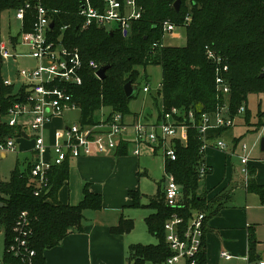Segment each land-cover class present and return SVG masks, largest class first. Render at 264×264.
<instances>
[{"label": "trees", "instance_id": "trees-1", "mask_svg": "<svg viewBox=\"0 0 264 264\" xmlns=\"http://www.w3.org/2000/svg\"><path fill=\"white\" fill-rule=\"evenodd\" d=\"M26 0H0V42L1 18L5 11L14 12ZM176 0H139L142 15L134 19L125 34L120 28L91 26L83 28V19L79 15L81 0H42V4L56 10L53 19L56 29L63 30L68 46L77 47L84 60L83 81L69 88L73 100L80 107V123L95 124L99 120L95 114L102 108L110 113L129 114L130 103L137 93L127 97L124 86L127 82L139 85L141 72L138 68L159 65L162 68L161 86L154 102L158 114L173 107L189 114L193 111L199 122L202 113L216 110L224 96L216 87V67L207 57V48L220 56L228 66L225 73L230 87L228 101L230 112L237 115L241 106L246 111L241 116L249 127L258 131L264 125V112L261 102L258 104L256 122H252V113L248 109L251 94H264V2L261 0H181L179 11L174 8ZM187 15L190 22L185 26L187 41L184 46L162 45L163 24L169 20L182 25ZM31 20L26 18V29H30ZM14 39L16 37H13ZM158 43L157 47H153ZM91 60L101 67L109 66L106 78L100 80L89 65ZM3 59L0 55V141L8 137L22 135L20 126H10L6 121L8 109L17 100L13 87L6 86L1 74ZM160 102V103H159ZM240 117V118H241ZM180 123L189 122V118H178ZM228 129L215 128L208 132L210 141L221 137ZM201 134L196 128L188 130V140L182 143L174 139L171 146L175 149L176 160H169L166 171L175 177L181 187L179 206L167 205L165 192L149 197L147 205L142 203L139 191L131 192L134 207H149L155 212L146 218L149 232L158 240L156 244H134L130 246V260L133 264L147 262L164 263L173 254L166 240L165 223L172 214L177 213L188 223L195 212H203L205 220L218 214L229 196L215 204L216 199L208 200L200 191V167L204 164ZM117 155H127L129 144H121ZM35 160H27L24 169L19 164L11 172L9 181L0 179V229L4 234L5 261L7 264L19 260L7 253V245L13 237L14 224L22 211H27L32 222L30 245L36 250V263L45 264L44 251L59 244L72 230L82 229L84 211L100 209L101 194L84 188V197L77 206L58 202L57 193L69 177V159L54 165L47 172V187L41 194L35 195L36 182L31 170ZM209 169L207 170V172ZM254 170L250 168L251 175ZM248 191L256 193L264 205V184L260 185L250 178ZM52 199V202L50 201ZM134 220H123L119 230L131 231ZM206 263L204 249L200 253L199 264Z\"/></svg>", "mask_w": 264, "mask_h": 264}, {"label": "built area", "instance_id": "built-area-1", "mask_svg": "<svg viewBox=\"0 0 264 264\" xmlns=\"http://www.w3.org/2000/svg\"><path fill=\"white\" fill-rule=\"evenodd\" d=\"M56 12L45 7L42 0H26L14 11V18L20 29L16 35V42L28 52L18 51L14 46V36L2 37L0 42V55L7 70H11L7 65L9 60L17 61L21 57H31L36 61L35 67L18 68L9 72L8 77L3 78L6 86L17 88L21 85L17 100L8 109L6 120L10 126H20L22 132L28 131L31 138H35L33 148L35 164L31 170L33 180L36 182L35 195L38 196L47 187L46 174L52 166L62 164L67 159L115 152L121 141L125 140L123 136L129 129L134 131V137L131 139L135 145L134 154H141L142 144H149L153 152L157 146H160L163 148L166 163L169 160H176L175 149L167 143L168 137L175 136L178 130L187 132L190 128H196L201 134L203 152L209 147L228 152L227 142L218 137L214 144H211L208 132L215 128L234 127L238 118L246 111V107L241 106L237 115L231 114L228 101L230 87L225 77L228 66L210 48H207V57L215 64L217 91L224 96V99L214 112L202 113L199 122L196 121L193 111L187 114L177 107L164 111L161 106L162 117L156 122H146L140 118L134 123H128L124 114L115 112L95 124L80 122L69 124L56 134L55 142H49L46 139V127L52 120L63 117L67 111L80 110L69 88L82 83L84 68L80 50L68 46L64 40L63 30L66 27L61 30L55 28L53 16ZM78 13L83 19V28L96 26L110 29L113 28V23H116L115 27L127 34L131 21L141 17L142 6L139 0H81ZM27 17L31 20V27L28 30ZM190 20V16L187 15L185 22L180 26L169 20L165 21L164 36L166 34H171L173 38L178 36L175 34L176 30L185 27ZM52 21H54L53 27H51ZM157 46L158 43L153 45V47ZM89 65L95 70V75L101 68L94 60H91ZM149 89L148 86L144 87V91ZM181 117L189 118V122L180 123L178 118ZM242 149L244 154L240 155V159L243 172L248 176L251 151L249 152L245 145ZM16 150V137H8L0 141V155ZM207 170L205 164L200 167L202 177L207 174ZM164 182L166 203L170 207L177 208L181 187L173 174L166 169ZM185 222L182 216L174 213L165 223L166 240L173 252L166 259L165 264H199L200 253L204 247L205 214L196 212L188 223ZM13 231V237L7 245V253L19 260L17 264H37L36 250L30 245L32 222L27 211L19 214ZM222 255L226 258L231 257L227 252H222ZM0 264L7 262L0 259Z\"/></svg>", "mask_w": 264, "mask_h": 264}, {"label": "crops", "instance_id": "crops-1", "mask_svg": "<svg viewBox=\"0 0 264 264\" xmlns=\"http://www.w3.org/2000/svg\"><path fill=\"white\" fill-rule=\"evenodd\" d=\"M261 1L264 2V0ZM10 36L16 37V35ZM16 38H13L14 46L19 49L23 46L17 44ZM4 67L7 68L5 64ZM12 71V69L7 70L8 73ZM146 86L150 89L144 91L143 88L146 93L143 108L138 112L130 110L131 112L125 115L126 122L134 123L140 118L146 122L157 121V118L154 120L151 118L156 117V113H153L155 112L154 96L157 95L161 82L157 90L152 89L147 83ZM19 90L13 87V94L17 96ZM109 113L97 120L106 119ZM64 116L54 118L46 127V139L49 142H55L56 134L69 125ZM239 119L243 121L242 118ZM232 129L233 127L226 130L221 138L225 139L228 135L232 139ZM123 137L125 140H122L121 144L125 142L129 144L127 155H117V149L108 154L69 159V177L57 193L58 202L64 205H79L84 197L85 185L88 184L92 192L102 195V207L85 210L82 229L69 231L59 244L46 249L45 264H133L130 260V246L153 242L148 236L152 234L145 220L155 211L147 206L134 207L130 193L139 191L142 195V203L145 205L149 203L144 200L148 196L141 191V176L146 175L148 170L141 169L140 157L145 151H151L154 156L162 147L157 146L153 152L149 144H142L141 154L136 155L133 152L135 145L131 142L134 131L127 130ZM16 138L20 151L32 147L31 157L28 160L34 159L35 144L32 146V142L28 141L31 139L28 131L22 132V135ZM216 139L211 141V144H214ZM238 143L239 139L234 137L233 146L229 147L227 153L213 147L203 152L204 164L209 171L201 181L200 191L207 196L208 200L217 198L215 204L222 202L225 194L229 196L225 207L204 222L205 264H261L264 262V205L259 195L249 192L247 188L250 178L255 179L260 185L264 184V160L262 157L252 158L253 150L251 149L249 175L245 176L240 155L237 153ZM235 159L236 162L239 161L238 170ZM250 168L254 170L252 175ZM164 187L165 182L159 183L156 194L159 191L164 192ZM240 188L242 200L238 203L237 193ZM50 201L52 202V199ZM143 208L144 210L138 211ZM126 219H132L135 223L134 228L129 232L119 230L122 221ZM0 232L3 231L0 230ZM222 252L229 253L231 257H224ZM4 257L5 252L2 258L5 260ZM148 263L153 262L146 264ZM155 264H165V262Z\"/></svg>", "mask_w": 264, "mask_h": 264}, {"label": "rangeland", "instance_id": "rangeland-1", "mask_svg": "<svg viewBox=\"0 0 264 264\" xmlns=\"http://www.w3.org/2000/svg\"><path fill=\"white\" fill-rule=\"evenodd\" d=\"M117 24L113 23L112 27H115ZM20 29L19 24L17 20L14 18V12L12 11H5L2 14L1 18V33L2 36L7 38L10 35H18ZM175 34L178 36L174 37L171 34H166L163 38V44L166 46H184L186 45L187 36H186V29L185 27H179ZM2 40V39H1ZM21 53H27V49L20 47L18 49ZM7 65L10 69L15 70L18 68H33L36 66V62L31 57H21L18 58L17 61L9 60L7 62ZM4 66V63H3ZM141 72V78L138 85V91L137 96L134 98L130 103V110L134 112H138L143 108L144 105V99L146 98V93L143 91L144 86H146V83L150 85L152 89L157 90L159 83L162 81V68L159 65H149L146 68L140 67L138 68ZM2 77L6 78L8 77L9 73L7 72V68H2ZM14 78V76H13ZM149 78L151 80L149 81ZM21 85L17 86V89L20 88ZM261 102L262 110L264 111V94H251L248 98V109L252 113V122H256V116H257V108L258 104ZM160 103V102H159ZM155 105V104H154ZM153 113H156V117H153L151 119H160L162 116H160L157 112L156 105L154 106ZM109 113L108 108H102L95 114L96 119L102 118L103 115H107ZM242 116V115H241ZM242 118V117H241ZM64 119L67 123H78L80 121V111L79 109L76 110H70L65 113ZM264 119V117H263ZM264 126V125H263ZM255 127H249L246 124H244L241 119L236 121V125L232 129V139L226 135V138L224 139L227 144L228 148L232 147L233 144V138L239 139L238 143V149L237 153L238 155H243V147L244 145L248 148L249 152L251 149L252 152V158H260L262 157L264 160V152L261 151V139L264 138V127H261L258 131H254ZM188 132V131H187ZM187 132L184 130H178L177 134L175 136L168 137V145H171L172 141L174 139H180L182 143H185L188 139L186 138ZM32 142V146L35 144V138H31L28 140ZM213 141V140H212ZM31 148H28V150L20 151V148L17 144V150L15 152L8 153L6 157L0 156V179L3 181H9L11 172L16 168V166L19 164L21 169H24L26 166V161L28 158L31 157ZM216 149V148H214ZM217 150V149H216ZM219 151V150H218ZM141 159V169H147L148 173L146 175L141 176L142 180V193L148 196H154L156 195L158 191V185L164 184L165 179V157L163 149L161 148L158 150L156 155L152 156V152H143V155L140 157ZM235 165L237 167V170L239 167L237 164L239 161L236 159L234 160ZM201 190V187H200ZM241 188L238 190L237 193L239 195V198H237L238 203H241L242 197H241ZM148 198H145V201H149ZM143 209H138V211H142ZM1 230V229H0ZM149 238L153 240V242H149L146 244H155L157 243V238L148 235ZM5 252V241H4V234L3 232H0V259L3 258ZM148 264H155V263H148Z\"/></svg>", "mask_w": 264, "mask_h": 264}, {"label": "water", "instance_id": "water-1", "mask_svg": "<svg viewBox=\"0 0 264 264\" xmlns=\"http://www.w3.org/2000/svg\"><path fill=\"white\" fill-rule=\"evenodd\" d=\"M181 7V0H176L174 3V8L176 11H179ZM54 26V21L51 22V27ZM109 66H102L97 72L96 75L100 80H104L106 78L107 70ZM264 77V73L262 74ZM125 94L127 97H132L138 91V86L132 84L131 82H127L124 86ZM25 135V133H24ZM261 150L264 151V138L261 139Z\"/></svg>", "mask_w": 264, "mask_h": 264}]
</instances>
